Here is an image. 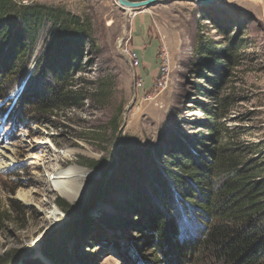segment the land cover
<instances>
[{"label": "rangeland", "instance_id": "1", "mask_svg": "<svg viewBox=\"0 0 264 264\" xmlns=\"http://www.w3.org/2000/svg\"><path fill=\"white\" fill-rule=\"evenodd\" d=\"M16 1L66 8L90 25L92 41L74 76L84 95L76 108H38L39 91L54 82L41 73L53 35L49 24L32 53L8 57L0 69V149L13 146L16 158L0 170V203L12 209L10 221L0 224V254L19 250L16 264H225L199 250L201 210L195 216L194 201L177 193L168 172L175 170L174 154L199 152V160L213 161L202 146L214 145L206 110L215 111L223 98L219 124L235 139L264 148V0H167L130 13L117 0ZM222 46H231L228 55L218 56ZM91 160L101 169L89 167ZM73 165L93 176L71 202L47 179L53 169ZM165 182L170 210L159 196L158 183ZM104 185L96 208L80 216L89 195ZM21 189L35 200L19 198ZM62 201L68 213L58 206ZM51 203L60 210L56 220L40 207ZM153 214L179 237L192 236L197 247L165 256L149 222Z\"/></svg>", "mask_w": 264, "mask_h": 264}, {"label": "trees", "instance_id": "2", "mask_svg": "<svg viewBox=\"0 0 264 264\" xmlns=\"http://www.w3.org/2000/svg\"><path fill=\"white\" fill-rule=\"evenodd\" d=\"M47 24L53 35L41 73L50 74L54 82H46V90L39 91L38 108L43 112L76 108L84 95L74 83V76L82 69L85 45L91 43L92 32L88 23L66 8L0 0V69L10 61L8 57L21 59L32 53L39 32ZM230 47L222 46L218 56L228 55ZM200 48L204 49L203 45ZM241 49L243 46H239L237 51ZM97 91V94H103L105 90L101 87ZM226 104V98H223L215 111L206 110L213 118L207 127L210 131L208 138L214 145L208 147L202 143V146L213 161L199 160V152H183V157L173 153V158L177 160L175 170H169L168 174L177 193L190 202L194 201L195 207L192 206L190 210L195 216L199 215L196 211L201 210L205 223L199 247L201 252L210 253L217 262L225 264H263L264 148L257 142L245 143L235 139L229 128L219 124L224 118L222 109ZM87 164L101 169L102 163L91 160ZM183 179L190 180L188 186H185ZM158 184L161 186V201L170 210L172 196L170 190L168 193L169 187L166 188V182ZM140 193L141 198H146V190ZM141 198L137 196L139 201ZM57 204L64 212H69V203L62 201ZM11 214L12 209L0 203V224L10 221ZM149 222L160 234L165 256L177 253L184 247H197L192 236L179 237L174 225L173 229H169L163 216L149 215ZM195 230L196 227H193ZM20 256L19 250L6 251L0 254V264H16Z\"/></svg>", "mask_w": 264, "mask_h": 264}, {"label": "bare ground", "instance_id": "3", "mask_svg": "<svg viewBox=\"0 0 264 264\" xmlns=\"http://www.w3.org/2000/svg\"><path fill=\"white\" fill-rule=\"evenodd\" d=\"M126 10L127 13H130L133 9L126 7ZM193 115L199 116L200 114L199 112H194ZM15 159L13 146H4L0 149V170H8L15 163ZM92 174L83 167L73 165L64 170L53 169L48 175L47 182L49 187L55 189L62 196L73 202L86 192L87 189L84 181L92 177ZM40 182L41 185L44 184V182ZM18 195L26 203H30L36 198L35 195L25 189H21ZM47 206L40 204L41 209L49 214V219H58L60 213L58 206L53 203Z\"/></svg>", "mask_w": 264, "mask_h": 264}, {"label": "water", "instance_id": "4", "mask_svg": "<svg viewBox=\"0 0 264 264\" xmlns=\"http://www.w3.org/2000/svg\"><path fill=\"white\" fill-rule=\"evenodd\" d=\"M118 3L123 6V7H128L131 9H144L147 7H150L152 5H156L160 2H164L167 0H117ZM189 1H195V0H189ZM196 1H203V0H196ZM95 191L92 192L89 195V199H88V203H86V207L85 205L83 206V210L81 212L80 216H86L87 214H89L91 211H93L96 206L99 204V202L101 201V199L103 198L104 195V190H105V185L103 187H100L99 189H94Z\"/></svg>", "mask_w": 264, "mask_h": 264}, {"label": "built area", "instance_id": "5", "mask_svg": "<svg viewBox=\"0 0 264 264\" xmlns=\"http://www.w3.org/2000/svg\"><path fill=\"white\" fill-rule=\"evenodd\" d=\"M131 55V57L133 58V59H137V53H132V54H130Z\"/></svg>", "mask_w": 264, "mask_h": 264}]
</instances>
